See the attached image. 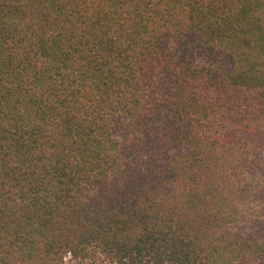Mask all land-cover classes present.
<instances>
[{
	"label": "trees",
	"instance_id": "1",
	"mask_svg": "<svg viewBox=\"0 0 264 264\" xmlns=\"http://www.w3.org/2000/svg\"><path fill=\"white\" fill-rule=\"evenodd\" d=\"M0 264H264V0H0Z\"/></svg>",
	"mask_w": 264,
	"mask_h": 264
}]
</instances>
